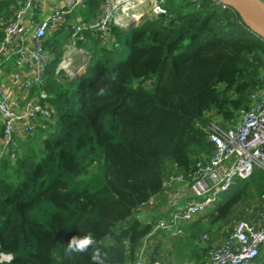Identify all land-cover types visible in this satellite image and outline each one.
Segmentation results:
<instances>
[{
  "label": "trees",
  "instance_id": "obj_1",
  "mask_svg": "<svg viewBox=\"0 0 264 264\" xmlns=\"http://www.w3.org/2000/svg\"><path fill=\"white\" fill-rule=\"evenodd\" d=\"M17 1L0 0V47ZM85 3L73 17L90 24L102 15L103 0ZM183 6L192 10L182 14ZM165 7L158 18L112 24L109 43L85 28L76 44L88 59L75 78L59 68L73 25L44 40L51 58L43 87L55 113L33 135L15 138L16 160L8 153L1 159L0 264H133L142 252L161 264H206L238 222L257 226L262 219L259 169L238 178L182 234L141 216L169 201L170 186H181L170 178L182 175L191 186L198 164L214 155L209 123L235 125L264 88V41L238 10L212 0L200 7L166 0ZM88 233L94 245L67 251L73 236ZM259 258L254 264H264Z\"/></svg>",
  "mask_w": 264,
  "mask_h": 264
},
{
  "label": "built area",
  "instance_id": "obj_2",
  "mask_svg": "<svg viewBox=\"0 0 264 264\" xmlns=\"http://www.w3.org/2000/svg\"><path fill=\"white\" fill-rule=\"evenodd\" d=\"M68 6L44 16L39 22L28 18L27 14L40 10L44 12L45 0H18L14 15L4 28L5 38L0 47V72L6 62L15 64L14 77L18 86L27 93L31 87L37 89L30 97L11 101L9 95L0 88V162L8 153L12 160L18 156L15 138H26L33 135L43 120L55 113L52 96L43 87L44 72L50 54L45 52L43 42L47 36L69 24V16L76 7H86L85 0H66ZM166 0H103V13L92 23L84 22L73 25V42L67 47L77 46L76 40L82 38V31L90 28L103 43H109L112 37V24L123 26L136 24L137 18L149 16L158 18L167 13ZM200 7L202 0H185ZM215 4L227 8L230 5L222 0H212ZM264 3V0H259ZM231 8V7H229ZM30 35L32 45L27 43ZM264 41V37L254 33ZM68 55V54H67ZM65 57V56H64ZM69 58V57H68ZM70 59H68L69 61ZM35 62V70L30 77L23 78L27 64ZM63 62H67L64 58ZM69 64V63H68ZM67 64V65H68ZM64 66V64H61ZM264 73V56L262 62ZM19 90V89H18ZM252 104L248 109L240 110L235 125L222 127L216 120L205 128L209 140L215 146L214 155L206 162L198 164L192 185L184 176L170 178L168 184L181 183L178 195L183 189L193 190L181 206L178 201L168 218L161 219L157 229L172 234H182L184 224L191 223L207 213L221 200V196L230 190L238 178L250 177L255 168L264 171V88L251 95ZM19 126L21 129L19 130ZM175 194V196L177 195ZM193 196V199L189 197ZM179 200V199H178ZM264 253V213L256 225L240 221L235 225L232 235L225 244L213 250L206 264H254ZM9 259V257H7ZM133 264H161L145 259L141 253Z\"/></svg>",
  "mask_w": 264,
  "mask_h": 264
},
{
  "label": "crops",
  "instance_id": "obj_3",
  "mask_svg": "<svg viewBox=\"0 0 264 264\" xmlns=\"http://www.w3.org/2000/svg\"><path fill=\"white\" fill-rule=\"evenodd\" d=\"M67 6H68V3L66 0H45L44 12H41L40 10H36V11H33L34 12L33 16L30 13V14H27V17L33 18V20H35L36 22H39L41 20V18H43L44 16H49L54 11L64 9ZM11 8H13V7L11 6ZM69 20H70L69 24H71V25H75V24H78L81 22H85V21H83V19L79 15H77L76 17H73V13L69 16ZM110 40H113V38L111 37ZM27 43L30 44L31 47H34V45H32V39H31L30 35L27 36ZM79 48H81V47H79ZM77 49H78V45L72 46L70 48L66 47L64 56H67V54L69 55V53H71V51L73 52ZM81 50H84V49L81 48ZM85 53H86V51H85ZM14 68H15L14 62L8 61L5 63L3 70L0 72V88L2 90H4L9 95V98L11 101L18 100L20 97H22L24 99L26 96L27 97L31 96V92L27 93L26 91L22 90V88H20L18 86V80H16L14 77ZM62 69H64V67ZM83 69H84V67H82V70ZM33 70H35V62L31 61V64H27L26 70L23 72V75H22L23 78L30 77L31 71H33ZM20 129H21V126H19V130ZM0 140H1V137H0ZM180 189H182V188H181L180 184H178V183L174 184L173 186H170L168 188L169 201H167L166 204H163V203L160 204L159 203L158 206L152 210L144 209L143 212L141 213L142 218L144 220H151V219L160 220L161 218L168 217L170 215L171 210H172L171 204H170L171 196H172V194L175 195V193L177 191H179ZM189 194L190 193L185 194V195L180 197L182 204H183L182 201H185V198H187L189 196ZM142 254L145 256L144 252H142ZM189 261L190 260L185 261L183 264H189L190 263Z\"/></svg>",
  "mask_w": 264,
  "mask_h": 264
},
{
  "label": "rangeland",
  "instance_id": "obj_4",
  "mask_svg": "<svg viewBox=\"0 0 264 264\" xmlns=\"http://www.w3.org/2000/svg\"><path fill=\"white\" fill-rule=\"evenodd\" d=\"M192 10V8L191 7H188V6H183L182 8H181V13L182 14H185V13H189L190 11ZM143 20V18L141 17H139V18H137V21H139V22H141ZM88 55H87V53H85V51L84 50H81V48H79V46H78V49L77 50H75V51H71V53H69V55H67V56H63V59L65 58L66 60H67V62H61V64H64V66H62L61 64L59 65V67L60 68H63L64 67V69L68 72V73H70L69 75L71 76H69V78H75L76 76H78V74H80V73H82V67H86V62H87V59H88V57H87ZM69 57V58H68ZM71 57V58H70ZM68 59H70L69 61H68ZM70 62V63H69ZM69 63V65H67ZM255 170H258L257 168H255ZM193 190H190L189 188H187V189H183L182 191H181V193L178 195L177 193H178V191L176 192V196L174 195L173 196V198H172V200H171V202H172V204L174 203V202H176V201H178L179 202V204L182 206L183 204L181 203V200H180V197L181 196H183V195H185V194H188V193H191ZM225 195V194H224ZM194 197L193 196H191V197H189V199H193ZM221 198H222V196H221ZM258 198H260V197H257L255 200L258 202L259 201V199ZM179 199V200H178ZM182 202H184V201H182ZM209 212L210 211H208L207 213H205L203 216H206L207 214H209ZM161 219H164V218H161ZM160 219V220H161ZM222 233H223V230H221L220 231V233H219V236H218V238H217V241L216 242H220L221 240H222ZM260 257V258H259ZM258 258H259V260L261 259V258H263L264 257V253H262L260 256H259ZM256 262V261H255Z\"/></svg>",
  "mask_w": 264,
  "mask_h": 264
},
{
  "label": "water",
  "instance_id": "obj_5",
  "mask_svg": "<svg viewBox=\"0 0 264 264\" xmlns=\"http://www.w3.org/2000/svg\"><path fill=\"white\" fill-rule=\"evenodd\" d=\"M238 10L252 31L264 37V3L259 0H222ZM130 25H133L130 24Z\"/></svg>",
  "mask_w": 264,
  "mask_h": 264
},
{
  "label": "clouds",
  "instance_id": "obj_6",
  "mask_svg": "<svg viewBox=\"0 0 264 264\" xmlns=\"http://www.w3.org/2000/svg\"><path fill=\"white\" fill-rule=\"evenodd\" d=\"M103 90H101L102 92ZM96 243V240L94 236L91 233H88L86 235H77L73 236L70 241L67 243V251L69 253L72 252H84L89 248V246L94 245ZM94 260H99V255L93 256Z\"/></svg>",
  "mask_w": 264,
  "mask_h": 264
},
{
  "label": "bare ground",
  "instance_id": "obj_7",
  "mask_svg": "<svg viewBox=\"0 0 264 264\" xmlns=\"http://www.w3.org/2000/svg\"><path fill=\"white\" fill-rule=\"evenodd\" d=\"M233 7V6H232ZM171 208H172V206H171ZM172 210H173V208H172ZM170 233V232H169Z\"/></svg>",
  "mask_w": 264,
  "mask_h": 264
}]
</instances>
